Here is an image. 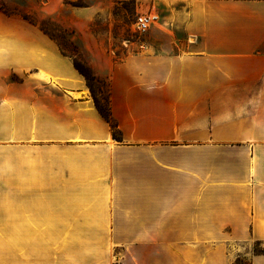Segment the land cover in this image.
Returning <instances> with one entry per match:
<instances>
[{"label": "crops", "instance_id": "obj_1", "mask_svg": "<svg viewBox=\"0 0 264 264\" xmlns=\"http://www.w3.org/2000/svg\"><path fill=\"white\" fill-rule=\"evenodd\" d=\"M64 1L44 0L38 10L56 12ZM125 1L160 22L156 40L99 70L120 141L58 42L0 5L7 159L22 153L26 178L29 154L39 155L24 190L53 184L67 216L83 209L104 230L110 209L118 237L149 241L150 251L137 247L121 264H264V253L251 249L264 242V0ZM72 192L87 196L81 206L62 199ZM102 253L99 263L111 264ZM68 254L60 264H97Z\"/></svg>", "mask_w": 264, "mask_h": 264}, {"label": "rangeland", "instance_id": "obj_2", "mask_svg": "<svg viewBox=\"0 0 264 264\" xmlns=\"http://www.w3.org/2000/svg\"><path fill=\"white\" fill-rule=\"evenodd\" d=\"M93 2L65 0L60 9L48 14L38 10L44 0H0V5L11 14L28 15L48 38L56 40L61 52L71 59L88 87L91 84L99 101L104 103L109 81L99 70L143 50L147 42L156 38L151 33L153 27L143 34L136 31L134 24L140 13L133 1L114 0L105 11L100 7L88 16L76 14ZM105 56L110 57V61H106ZM6 146L0 143V264L67 263L68 253L73 251L80 254L72 261L91 259L97 264H108L99 262L102 251H109L111 264H121L124 259L135 258L137 247L146 246L150 251L149 241L118 237L119 224L114 218L109 222L110 209L105 212L106 224L102 230L86 222L81 215L83 209H71L73 216H67L65 212L70 209L56 201L62 192L56 193L53 184L42 191L24 190L23 184L37 177V168L42 165L39 155L29 154L31 171L24 178L26 157L15 153L7 159ZM46 157L49 161L55 158L51 154ZM7 173L14 178V185L9 183ZM86 197L84 193L72 192L62 199L81 206ZM251 249L256 253L264 252V242L254 243ZM243 263L249 264L248 261Z\"/></svg>", "mask_w": 264, "mask_h": 264}, {"label": "trees", "instance_id": "obj_3", "mask_svg": "<svg viewBox=\"0 0 264 264\" xmlns=\"http://www.w3.org/2000/svg\"><path fill=\"white\" fill-rule=\"evenodd\" d=\"M24 18L28 19L30 22H33L32 20L29 19L30 17L28 15L27 16L24 15ZM82 72L84 73L85 71H82ZM89 88L91 89V92H92V95L94 97L97 109L99 110L101 115L110 123V125L112 127V130H113L114 138L120 141L121 140V131H120L119 127H118V124H117L116 120L114 119V117L112 115L111 105H110V92H108V94L105 95V98H104L105 102L101 103L99 101V99L97 98L95 90L93 89L91 84L89 85ZM259 253H264V252H259Z\"/></svg>", "mask_w": 264, "mask_h": 264}, {"label": "built area", "instance_id": "obj_4", "mask_svg": "<svg viewBox=\"0 0 264 264\" xmlns=\"http://www.w3.org/2000/svg\"><path fill=\"white\" fill-rule=\"evenodd\" d=\"M159 22L160 16L155 11H148L138 15L134 26L138 33L143 34L159 24Z\"/></svg>", "mask_w": 264, "mask_h": 264}]
</instances>
